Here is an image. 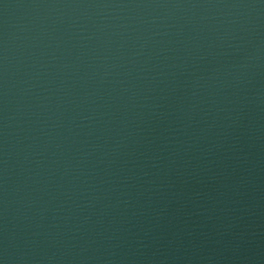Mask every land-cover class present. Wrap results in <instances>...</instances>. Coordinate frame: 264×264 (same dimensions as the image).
I'll return each instance as SVG.
<instances>
[{
    "label": "water",
    "instance_id": "95a60500",
    "mask_svg": "<svg viewBox=\"0 0 264 264\" xmlns=\"http://www.w3.org/2000/svg\"><path fill=\"white\" fill-rule=\"evenodd\" d=\"M0 264H264V0H0Z\"/></svg>",
    "mask_w": 264,
    "mask_h": 264
}]
</instances>
